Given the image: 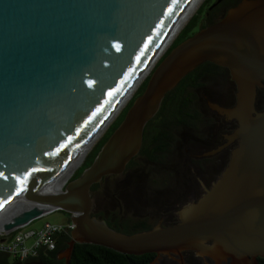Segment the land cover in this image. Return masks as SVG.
I'll list each match as a JSON object with an SVG mask.
<instances>
[{"label":"water","instance_id":"water-1","mask_svg":"<svg viewBox=\"0 0 264 264\" xmlns=\"http://www.w3.org/2000/svg\"><path fill=\"white\" fill-rule=\"evenodd\" d=\"M191 1L0 0V231L60 210L72 224L57 253L65 264L74 242L177 256L176 264L183 251L214 264L264 258V109L253 107L264 79V0H240L173 46L91 163L62 187H46L118 108ZM204 61L227 66L236 86L231 107L209 104L236 121L225 166L175 223L113 230L91 214L90 185L123 171L164 94Z\"/></svg>","mask_w":264,"mask_h":264},{"label":"trees","instance_id":"trees-1","mask_svg":"<svg viewBox=\"0 0 264 264\" xmlns=\"http://www.w3.org/2000/svg\"><path fill=\"white\" fill-rule=\"evenodd\" d=\"M239 1L240 0H220L216 5L221 6L223 10L226 11ZM206 2L207 0L203 1L195 14L201 10L204 4H206L204 9L209 6L210 2ZM194 17L195 15L183 26L159 57L156 64L173 46L193 33L192 31L188 32V30L190 26H192ZM220 72H223L222 67L213 62L204 61L182 76L177 84L164 94L157 112H155L143 126L141 144L138 152L126 163L124 170L133 168L132 170L135 171L138 167V162L136 160L140 158H143L152 167L156 165V152L160 155V161L165 157L164 155L170 152L175 146L177 152L176 156L179 158L183 151L188 148L187 146L190 139L192 141V146L200 150L202 122L205 121L207 122L208 131V149L216 145L217 134L222 127L225 128L227 126V123H223L222 118L219 117L217 113L205 111L203 109L201 95L194 94V91L197 92V88L201 86L200 82L203 78L206 76H216V74ZM148 76L145 77L136 88L135 92L125 103L124 108L97 140L90 154L80 167L74 171L70 179L77 177L81 171L91 163L102 143L123 118L126 109L129 107L134 97L139 95L144 89ZM229 95L231 100L232 94ZM190 135H192V137H190ZM169 136H174L176 139H174V141H172L171 138L166 139ZM207 159V157L196 158L199 162L206 161ZM223 160L225 164L227 157L224 156ZM222 168H220V171ZM220 171H218V174ZM113 176L115 175L105 176L99 183L105 182ZM127 182H134V179L131 178L121 181L120 184L114 188L117 198L120 201L119 204L110 210L104 211L100 216L97 214L92 215L100 218L107 226L117 232L131 234L142 230H148L153 225L146 219L142 218L133 221L124 217L123 210L126 207L135 205L136 202L139 201L136 200L137 197L134 193L124 190ZM150 182L154 184L153 180H150ZM99 183L97 182L90 185V194L96 190ZM67 215L69 214L67 213ZM175 222L176 220L171 218L169 221H164L163 225H170ZM69 239V230L59 232L55 235V246L53 249H39L35 256H27L22 260H18L0 252V264H65L63 258H57V253L67 246ZM153 258V253H144L140 255L124 254L97 244L74 242L70 251L68 264H150ZM257 263L264 264V258L258 257Z\"/></svg>","mask_w":264,"mask_h":264},{"label":"rangeland","instance_id":"rangeland-1","mask_svg":"<svg viewBox=\"0 0 264 264\" xmlns=\"http://www.w3.org/2000/svg\"><path fill=\"white\" fill-rule=\"evenodd\" d=\"M203 1L204 0H202L201 3L197 6L196 10L203 3ZM210 1L213 0H207V2ZM205 5L206 4H204L201 10L196 14L195 10L192 16L188 19L189 21L195 15L192 26H190L188 32H194L198 29L197 27L200 22L201 16L204 13ZM163 52L161 53V55L163 54ZM159 57L154 62V65L156 64ZM154 65L150 68L148 74H146L145 77L150 74ZM144 79L145 78H143L141 82ZM225 80V77L222 79L221 77L219 78V76L214 75L212 77L206 76L202 79V81L200 80L201 86H198L197 92L193 90L194 94L196 95H205V102L208 107L207 111L215 112L213 109L210 108V103H214L220 107L226 108L232 106V104L229 105L230 93L227 92L226 89H223V86H226L227 84V81ZM140 83L138 84V86L140 85ZM124 106L121 107V109L115 115L114 119L121 112ZM218 116L222 118V116ZM113 120H111V122ZM111 122L97 136L95 141H93L90 148L84 155V158L81 160L80 164L76 166L74 171H76L77 168L80 167V165L84 162V160L90 154L94 144L102 136V134L111 124ZM232 144L233 143L225 146L222 150L232 149L235 146ZM213 148H215V145L209 148V150ZM196 150V147H188L186 149V153L185 151H183L179 158H177L176 155L172 156L168 154L170 156L169 158L166 155L161 160L162 163H158L156 165H153L152 167L147 161H145L143 158H140L136 160L138 162V167L135 171L132 170L133 168H129L126 170L123 169L121 173L116 174L105 182H98L99 184L96 190L90 194L91 212L100 216L104 213V211L110 210L117 204H119L120 201L118 200L117 194L114 190L115 186L119 185L121 181L133 178L134 182H127V185L125 184L126 188L124 190L126 192L134 193L137 197L136 200L139 201L136 202L135 205L126 207L123 210L124 217H127L128 219L133 221L144 218L150 223H152V225H155L159 220L160 223H164V221H169L171 218H174L176 220V211L180 209L183 205L195 201L203 193V189L208 188L206 187L207 182H211L213 178H216L215 176L219 167L218 160L221 161V158L223 157V155L221 154L222 150H220L205 155V157H207L208 159L206 161L199 162L194 157ZM72 174L70 175V177L72 176ZM150 180H153L154 184H152ZM68 217L69 215H67V212L65 211H52L33 219L24 227V229L37 228L44 221L50 223H65ZM172 257L175 260L178 259L177 256ZM186 257L193 258L197 262V264H214L211 260L205 257H194L191 251H186L185 254L182 255V261H184V264H186ZM150 264L176 263L170 261L166 257V255H159Z\"/></svg>","mask_w":264,"mask_h":264},{"label":"flooded vegetation","instance_id":"flooded-vegetation-1","mask_svg":"<svg viewBox=\"0 0 264 264\" xmlns=\"http://www.w3.org/2000/svg\"><path fill=\"white\" fill-rule=\"evenodd\" d=\"M212 1H210V3H211ZM209 3V4H210ZM225 13V11L223 10V8L221 7V6H213V7H211L210 9H207V7H206V9L204 10V13H203V15L201 16V19H200V22H199V24H198V27L197 28H200V27H203V26H206V25H208V24H210V23H212V22H214V21H216V20H218L223 14ZM218 14V15H217ZM217 15V16H216ZM218 66H220V67H222V70H223V72H220V73H218V74H216V76H219V78L221 77L222 79L225 77V81H227V84H226V86H223L224 88L223 89H226V91L227 92H229L230 94H232V98H231V100L229 101V105H231V104H233L234 103V100H235V97H234V94H235V91H236V86H235V83H234V81L231 79V73H230V69L227 67V66H222V65H219V64H217ZM207 96V95H206ZM201 99H202V102H203V109L205 110V111H207V104H206V102H205V95H201ZM253 107H254V109L256 110V111H262L263 109H264V79H261V84H260V86H257L256 87V89H255V94H254V100H253ZM158 110V109H157ZM157 110H156V112H157ZM222 121H223V123H227V126L225 127V128H221L220 130H219V133L217 134V143H216V145H215V148H217V147H219V146H221L222 145V147L221 148H219L218 150H216V151H220V150H222L225 146H227V145H230L231 143H233L232 145H235L236 144V142H237V140L236 139H234V140H231L230 142H228L227 141V138H226V135H228V134H230L232 131H233V129L236 127V121L235 120H231V121H226V120H224L223 118H222ZM203 123V125H202V135H201V145H200V150L199 149H197L196 150V153H195V155H194V157L195 158H198V157H205V155H207V154H204V153H206V152H208L209 151V149H208V131H207V122L205 121V122H202ZM190 137H192V135H190ZM166 138V137H165ZM169 138H171L172 139V141H174V139H176V138H174V136H169L168 138H166V139H169ZM181 138V137H180ZM226 143V144H225ZM225 144V145H224ZM187 147H192V141H191V139H190V142H188V146ZM214 149V148H213ZM211 150V149H210ZM230 150L231 149H229V150H222V152H221V154L223 155V157L224 156H226L227 157V159H228V156H229V153H230ZM215 151V152H216ZM227 151V152H226ZM158 152H156V164H160V163H162L161 162V160L159 161V157H160V155L159 154H157ZM185 153H186V149H185ZM177 155V152H176V146L174 147V148H172V150L170 151V152H168V153H166L164 156H166L167 155V157L169 158L170 156L169 155ZM220 155V154H219ZM171 156V157H172ZM187 157H189V156H187ZM223 157L221 158V161L220 160H218V163H219V167H218V170H217V173H216V176L215 177H217L218 176V171H220V168H222V167H224L225 166V164H224V160H223ZM132 158V157H131ZM130 158V159H131ZM129 159V160H130ZM128 160V161H129ZM226 162H227V160H226ZM126 165V164H125ZM222 166V167H221ZM125 168V167H124ZM213 180H215L214 178L211 180V182L213 181ZM211 182H207V186L206 187H208L209 185H210V183ZM204 190V189H203ZM91 197V196H90ZM90 212H91V208H90ZM91 214H94V213H92L91 212ZM176 221H177V219H176ZM159 223H160V220L158 221ZM161 225H163V223H160ZM185 252L186 251H183L182 253H181V259H182V255H184L185 254ZM159 255H157V256H154V258H153V260L155 259V258H157ZM167 257V256H166ZM195 257V256H194ZM170 261H172V262H175V263H177L176 262V260L173 258V259H171V258H169V257H167ZM185 262H186V264H197V262L193 259V258H190V257H186L185 258ZM183 263H184V261H183Z\"/></svg>","mask_w":264,"mask_h":264},{"label":"built area","instance_id":"built-area-1","mask_svg":"<svg viewBox=\"0 0 264 264\" xmlns=\"http://www.w3.org/2000/svg\"><path fill=\"white\" fill-rule=\"evenodd\" d=\"M25 226L7 232L0 231V252L22 260L27 256H35L39 249L51 250L55 246V235L70 230L72 224L68 218L65 223L44 221L37 228L24 229Z\"/></svg>","mask_w":264,"mask_h":264},{"label":"bare ground","instance_id":"bare-ground-1","mask_svg":"<svg viewBox=\"0 0 264 264\" xmlns=\"http://www.w3.org/2000/svg\"><path fill=\"white\" fill-rule=\"evenodd\" d=\"M202 0H192L183 10L181 15L179 16L178 20L176 21L175 25L172 27L170 32L168 33L166 40L161 45L159 51L157 54L152 58V60L149 62L148 66L145 68V70L142 72V75L137 79V81L134 83L132 87L129 88L128 93H126V96L118 106V108L113 112V114L107 119V121L104 123L100 129L96 131L94 136L88 140V142L85 144L83 149L78 153V155L73 159V161L67 166V168L52 182L48 183L46 187L51 190L54 187L59 188L62 187V184L66 182L70 175L73 173L74 169L77 165L80 164L81 160L84 158V155L86 154L87 150L90 148L91 144L97 136L106 128V126L111 122V120L114 119L115 115L118 113V111L121 109L122 106L126 103V101L131 97L134 90L138 87V84L141 82L143 78H145V75L148 74V71L150 68L154 65V62L156 59L161 55L163 51L167 48V46L171 43V41L174 39V37L178 34V32L183 28L184 24L188 21V19L192 16L193 12L196 10L197 6L201 3ZM203 257V255H201Z\"/></svg>","mask_w":264,"mask_h":264}]
</instances>
